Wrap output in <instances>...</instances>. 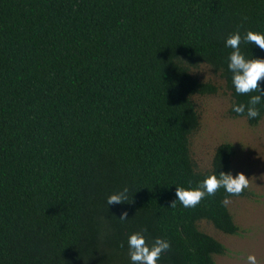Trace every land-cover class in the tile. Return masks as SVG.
<instances>
[{"label": "trees", "instance_id": "trees-1", "mask_svg": "<svg viewBox=\"0 0 264 264\" xmlns=\"http://www.w3.org/2000/svg\"><path fill=\"white\" fill-rule=\"evenodd\" d=\"M248 31L264 34V0H0V264H132L137 232L170 243L157 264H215L227 247L200 222L237 234L229 194L185 208L176 188L236 176L230 142L206 169L192 156L194 96L217 90L196 69L223 79L231 116L264 117L232 110L258 94H237L228 68L236 32L264 59Z\"/></svg>", "mask_w": 264, "mask_h": 264}, {"label": "rangeland", "instance_id": "rangeland-1", "mask_svg": "<svg viewBox=\"0 0 264 264\" xmlns=\"http://www.w3.org/2000/svg\"><path fill=\"white\" fill-rule=\"evenodd\" d=\"M195 72L217 87L215 93L194 96L200 116L199 126L190 138L195 163L200 169L208 168L214 148L230 142L234 146L231 172L245 174L251 191L248 197L229 198L228 208L239 226L237 234H224L204 220L200 227L227 247L224 255L214 257L215 264H248L249 255L256 257L257 264H264V117L251 126L245 118L231 116L230 96L223 79L206 65Z\"/></svg>", "mask_w": 264, "mask_h": 264}, {"label": "clouds", "instance_id": "clouds-1", "mask_svg": "<svg viewBox=\"0 0 264 264\" xmlns=\"http://www.w3.org/2000/svg\"><path fill=\"white\" fill-rule=\"evenodd\" d=\"M242 37L239 32L234 33L226 39L225 46L232 49L228 57V68L233 73L232 83L235 91L240 95L258 93L251 95L247 104L233 105L232 110L237 114L247 113L249 119H255L260 115L257 105L264 103V90L260 88V81L264 80V59H246L240 51ZM243 41L248 44H255L264 50V34L248 31ZM250 185V180L243 173H238L235 177L231 173L221 172L218 176L213 174L206 177L197 188L185 189L176 188L178 201L185 208L196 207L205 196H215L223 188L229 195L221 201L227 207L231 200L229 196L240 195ZM129 189L122 190L107 197V205L123 204L128 200ZM177 201H173L171 207L176 206ZM128 213L124 211L120 215V220H127ZM123 247V244L121 245ZM129 256L132 264H157L161 254L170 249L171 245L167 240L157 238L151 246L141 232L131 234L128 238ZM248 264H257L256 257L249 255Z\"/></svg>", "mask_w": 264, "mask_h": 264}]
</instances>
